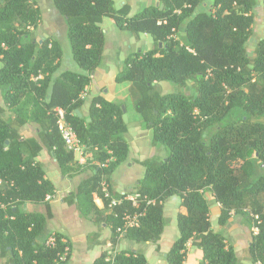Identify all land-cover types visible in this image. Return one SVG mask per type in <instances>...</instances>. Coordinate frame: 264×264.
Masks as SVG:
<instances>
[{
	"label": "trees",
	"instance_id": "trees-1",
	"mask_svg": "<svg viewBox=\"0 0 264 264\" xmlns=\"http://www.w3.org/2000/svg\"><path fill=\"white\" fill-rule=\"evenodd\" d=\"M50 2L66 26L78 73H58L59 43L36 40L41 19L36 2L0 0V257L6 256L7 264H67L69 253L60 260L69 247L61 234H50L55 248L45 245L50 235L40 241L52 216L46 198L55 188L36 161L38 154L42 149L50 153L63 176L79 169L58 132L55 109L64 112L80 145L91 154L88 163H93L90 176L65 202L86 218L100 214L93 195L103 197L102 181L117 197L111 178L129 153L121 106L96 96L86 117L76 114L84 104L80 96L101 62L100 23L110 18L119 29L147 34L154 41L153 49L124 61L115 81L131 84L134 110L152 129L153 145L167 151L164 158L141 162L144 175L135 192L155 203L122 238L156 243L164 228L163 204L177 196L178 237L166 253V264H183L189 242L201 250L200 264H238L233 247L211 229L205 197L211 193L220 205L219 226L239 215L250 229L257 228L247 253L251 264H264V123L252 120L264 115V37L251 56L246 49L256 0H159L161 6L132 16L128 6L115 9L112 0ZM206 2V8L197 11ZM155 82L172 84L176 92L160 95L153 91ZM188 86L190 93H183ZM30 124L35 137L25 139L20 131ZM26 203L43 205L45 213L24 211ZM124 209L135 211L125 202L113 209L117 218L105 217L112 245L119 240L116 228ZM107 257L103 253L93 264H147L142 254L130 250Z\"/></svg>",
	"mask_w": 264,
	"mask_h": 264
},
{
	"label": "crops",
	"instance_id": "crops-1",
	"mask_svg": "<svg viewBox=\"0 0 264 264\" xmlns=\"http://www.w3.org/2000/svg\"><path fill=\"white\" fill-rule=\"evenodd\" d=\"M41 13L40 23L34 31L36 40L50 38L59 43L62 49V58L59 62L58 73L69 70L80 72L75 64L66 36V26L62 19L54 11L50 0H33ZM115 9L123 6L129 7V16H132L148 7L161 6L159 0H112ZM262 5V2L260 0ZM100 28L104 37L103 52L99 66L90 76V84L83 92L84 104L80 110V115H88V107L93 97L99 96L104 100L119 104L122 109V119L126 125V141L129 153L126 161L116 168L111 178L112 191L118 196L121 193H131L135 191L138 181L144 175V167L141 162L153 158H164L166 149L161 146H154L152 143V129L144 126V122L133 107L130 97L131 84L129 82L117 83L116 75L121 72L124 61L136 54L145 53L154 48L153 39L147 34L132 35L127 31L119 29L110 18H103ZM161 46L158 45V48ZM68 57V63H63V52ZM153 91L160 94H169L176 91V88L167 82H155L152 84ZM188 86L182 92L186 93ZM1 98V94H0ZM0 105L4 107L1 99ZM36 132L33 125L22 127L23 130ZM75 162L79 169L71 176H63L55 163L53 156L45 149L38 154L36 161L41 165L45 178L54 185V193L46 199L50 206L51 218L46 220L45 229L40 241L45 240L51 233L61 234L69 245V258L67 264H93L94 260L101 254H115L120 250H130L137 254H142L147 264H166L165 256L178 237L176 216L179 206V198L173 196L163 204L164 228L161 237L156 243H131L123 238L111 244L110 224L105 217L108 212L97 207L100 214L80 216L75 205H68L65 198L75 192L79 182L90 176L88 163L91 154L84 151L82 155H74ZM88 163V164H87ZM205 197L209 204V222L211 229L215 232H224V237L238 258V264H251L249 261L247 248L252 234L251 229L245 219L239 215H232L228 224L221 227L217 224L220 212V205L215 202L211 193H206ZM26 212L45 213V208L41 204L26 203L22 206ZM57 217L58 223L50 226ZM213 223H216L214 226ZM244 252L241 258L240 253ZM247 256V258H246ZM202 252L193 247L191 242L186 246V258L183 264H200ZM6 256L0 257V264H7Z\"/></svg>",
	"mask_w": 264,
	"mask_h": 264
},
{
	"label": "built area",
	"instance_id": "built-area-1",
	"mask_svg": "<svg viewBox=\"0 0 264 264\" xmlns=\"http://www.w3.org/2000/svg\"><path fill=\"white\" fill-rule=\"evenodd\" d=\"M81 99H83V93L81 94ZM56 113V125L58 132L60 134V137L64 143L65 148L72 152L74 155H82L84 154V147H82L72 129V127L66 122L64 118V112L59 109H55ZM108 162V161H107ZM107 162L99 165V167H105L107 165ZM101 192L103 194V197H99L97 195H93V202L97 206H101V209H103L105 212H108L107 215H112L114 218H117V214L114 213L113 209L118 206H123L125 202H129L131 204V207L135 209L134 212H129V210H123L121 215L119 216L120 225L116 228V233L118 235V239L122 238L124 234L132 228H137L140 224V219L144 216V213L146 211V208L149 205H153L155 203L154 200H149L147 198H140L136 194L135 191L131 193H121L117 197H113L109 190L108 185L105 181H102L100 184ZM49 196L46 198L48 199ZM107 201V204L104 202ZM99 204V205H98ZM143 204L142 209L140 210V205ZM4 208V206H1ZM255 220L257 217H254ZM252 234L257 233V228L253 226L251 228ZM45 245L49 248H55L56 247V239L54 235H50L46 241ZM70 249L69 247H65L63 250V253L60 257L61 261H64L69 253ZM115 254H109V257L106 258V261L110 259V257L114 256ZM113 259V257H112ZM111 259V260H112Z\"/></svg>",
	"mask_w": 264,
	"mask_h": 264
},
{
	"label": "rangeland",
	"instance_id": "rangeland-1",
	"mask_svg": "<svg viewBox=\"0 0 264 264\" xmlns=\"http://www.w3.org/2000/svg\"><path fill=\"white\" fill-rule=\"evenodd\" d=\"M207 4L208 3L206 2L205 5L203 4L202 6L198 7L197 11L204 10L206 8ZM253 14H254V19L255 20H254V23H253V26H252V36L250 37L249 41L246 44V49H247V52H248V54L250 56L252 55V51L254 50L257 41L264 37V12L262 10V5L260 3V0H256V4H255V6L253 8ZM63 55H64L63 63L66 65L68 63V57L65 54V51L63 52ZM186 93H190V92L186 91ZM0 101H1V98H0ZM4 117H6V115H4ZM252 120L264 123V115L262 117H256V118L254 117V118H252ZM26 129L27 128H25L23 130V132L21 133L23 138L27 139V138L35 137V132L34 131L31 133V132L27 131ZM57 223H58V220H57V217H56L48 225L53 226V225H56ZM213 224H214V226H216V223H213ZM218 233H220L221 235H224V232H218ZM243 254H244V252L240 253L239 256L241 258L239 259V262L244 257ZM246 258H247V256H246Z\"/></svg>",
	"mask_w": 264,
	"mask_h": 264
},
{
	"label": "water",
	"instance_id": "water-1",
	"mask_svg": "<svg viewBox=\"0 0 264 264\" xmlns=\"http://www.w3.org/2000/svg\"><path fill=\"white\" fill-rule=\"evenodd\" d=\"M162 8V7H161ZM159 46H161V44H159ZM76 114L81 117L80 113L77 111ZM89 121V120H88Z\"/></svg>",
	"mask_w": 264,
	"mask_h": 264
}]
</instances>
